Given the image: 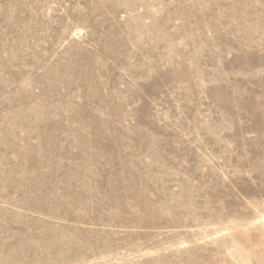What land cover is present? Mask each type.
Here are the masks:
<instances>
[{
	"label": "rangeland",
	"instance_id": "1",
	"mask_svg": "<svg viewBox=\"0 0 264 264\" xmlns=\"http://www.w3.org/2000/svg\"><path fill=\"white\" fill-rule=\"evenodd\" d=\"M0 264H264V0H0Z\"/></svg>",
	"mask_w": 264,
	"mask_h": 264
}]
</instances>
